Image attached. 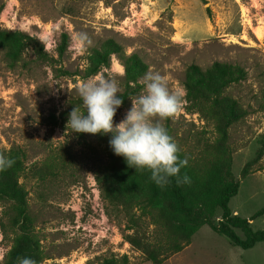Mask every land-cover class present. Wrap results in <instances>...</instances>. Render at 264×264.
<instances>
[{
	"label": "rangeland",
	"instance_id": "rangeland-1",
	"mask_svg": "<svg viewBox=\"0 0 264 264\" xmlns=\"http://www.w3.org/2000/svg\"><path fill=\"white\" fill-rule=\"evenodd\" d=\"M205 1L0 0V153L15 147L25 152L20 182L48 256L41 264H99L110 254H127L130 264H152L124 241L122 215L101 196L95 174L107 161L103 140L67 126L71 110L83 103L78 92L83 81L112 76L123 90L124 67L117 55L96 75L82 77L93 48L108 38L120 43L125 54L137 53L148 65L146 73L161 74L170 89H184L190 64L206 68L217 60L246 70V78L225 91L247 111L230 128L232 173L240 185L228 206L233 215L247 219L264 206V157L261 170L240 175L264 131V0ZM78 31L91 38L84 54L71 47V36ZM63 34L68 42L59 54ZM144 76L142 89L118 108L114 124L144 94ZM160 122L170 126L184 148L196 144L202 129L213 136L212 125L185 106ZM51 151L65 154L72 165L56 177H39L36 172ZM221 213L217 209L215 218ZM9 214L10 204L1 200L0 264L13 236L1 225ZM250 227L264 230V213ZM236 233L245 238L242 230ZM161 264H264V242L241 249L203 225L184 249Z\"/></svg>",
	"mask_w": 264,
	"mask_h": 264
},
{
	"label": "trees",
	"instance_id": "trees-1",
	"mask_svg": "<svg viewBox=\"0 0 264 264\" xmlns=\"http://www.w3.org/2000/svg\"><path fill=\"white\" fill-rule=\"evenodd\" d=\"M67 39L68 36L63 34L57 48L59 54L65 50ZM112 55H117L124 67L123 90L117 94L123 100L121 106H124L142 89L140 79L148 70V65L137 53L125 54L120 43L108 38L99 47L93 48L82 77L96 75L102 68L108 67ZM246 75V70L239 64L217 60L206 68L197 64L186 67L183 80L186 112L197 113L205 124L212 125L213 131L211 137L207 130H200L196 133L199 135L196 144L184 148L175 140L170 126H165L180 147L181 159L188 161L181 168L180 176L187 175L190 183L177 184V178L173 177L164 187L158 186L152 181L149 170L130 167L123 156L114 154L109 145L111 134L97 133L107 154V161L98 166L95 174L101 196L109 208L122 215L125 221L123 239L139 252L143 261L161 264L184 249L203 225L241 249L264 242V230H252L250 227V221L264 213V206L250 219L233 215L228 206L240 185L232 173L233 151L229 133L247 111L225 91L244 80ZM79 109L84 110L83 103ZM51 152L36 172L39 177H56L72 165L65 154ZM2 154L15 160L11 168L0 172V201L10 204V214L5 224L1 225L11 229L13 234L2 263L19 264V258L31 257L41 264L48 256L35 232L28 209L27 191L20 182L26 169L25 152L15 147ZM263 157L264 131L259 135L254 157L242 167L241 177L261 170L259 161ZM217 209L222 211L219 219L215 218ZM236 229L242 230L245 238L239 237ZM99 264H130V258L127 254H110L100 258Z\"/></svg>",
	"mask_w": 264,
	"mask_h": 264
},
{
	"label": "clouds",
	"instance_id": "clouds-1",
	"mask_svg": "<svg viewBox=\"0 0 264 264\" xmlns=\"http://www.w3.org/2000/svg\"><path fill=\"white\" fill-rule=\"evenodd\" d=\"M87 32L71 36L72 50L84 54L91 45ZM144 94L134 101L125 118L114 124L113 118L123 100L118 81L112 76L98 75L83 81L78 92L84 110L74 107L69 113L67 126L76 133L111 134L109 145L118 156H123L130 167L147 169L151 179L164 187L171 178L177 184L190 183L187 175L180 176L187 159H181L180 147L160 122L178 114L186 104L183 88L170 89L159 73H146L143 78ZM159 117V119H155ZM15 160L0 153V172L11 168ZM19 264H37L31 257L19 258Z\"/></svg>",
	"mask_w": 264,
	"mask_h": 264
}]
</instances>
